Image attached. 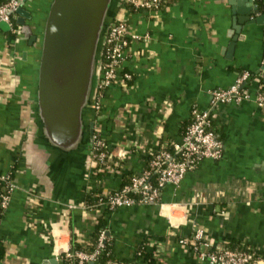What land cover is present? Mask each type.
Listing matches in <instances>:
<instances>
[{
  "label": "crops",
  "instance_id": "0c3cea01",
  "mask_svg": "<svg viewBox=\"0 0 264 264\" xmlns=\"http://www.w3.org/2000/svg\"><path fill=\"white\" fill-rule=\"evenodd\" d=\"M48 2H24L31 15L25 22L38 37ZM241 2L169 0L153 10L114 3L111 14L144 38L132 44L124 62L134 74L131 86L109 87L103 97L99 126L116 162L100 174L91 168L88 150L64 151L43 137L35 110L38 45L28 43L18 12L16 33L0 27V171L13 170L16 182L0 224V264H64L55 254L73 235L82 245L94 237L100 211L85 204L88 191L117 189L126 174L142 172L153 147L181 141L192 107L209 106L210 89L228 87L241 68L259 70L264 24H247L234 55L227 56L233 9ZM213 119L225 141L223 155L202 159L179 185L166 184L164 208L138 202L107 213L118 258L208 264L179 242L199 226L213 243L246 240L264 258V108L254 100L220 103ZM142 243L153 262L138 255Z\"/></svg>",
  "mask_w": 264,
  "mask_h": 264
},
{
  "label": "built area",
  "instance_id": "2783aa9c",
  "mask_svg": "<svg viewBox=\"0 0 264 264\" xmlns=\"http://www.w3.org/2000/svg\"><path fill=\"white\" fill-rule=\"evenodd\" d=\"M26 0H6L0 3V21L4 20L11 26V31H18L15 27L12 15L17 13L19 6ZM132 5L134 8H145L148 10L159 9L169 0H121ZM257 4V0H252ZM143 35L132 29L123 18H117L107 28L106 42L103 52V61L98 67V78H100V92L96 101L97 109L103 107L104 88L112 85H119L129 88L134 81V74L125 68L124 62L130 54V47L134 42L142 40ZM260 76H252L248 69L239 72L238 76L228 87H214L209 90V106L201 108L193 106L191 110V122L188 124L182 139L175 143V149L180 153L173 154L171 150L161 149L155 153L150 160V168L144 169L132 176L131 180L121 188L116 189L113 194H108L106 200L99 206L100 214L106 205L115 209L119 206H129L134 203L158 204L164 208L167 204L162 201L163 187L172 183L179 185L185 174L196 167L204 158L218 159L223 155L225 141L214 125L213 109L220 103H241L246 100H254L259 107L264 108V45L261 56V67L257 70ZM131 81V82H130ZM114 157L110 151L107 139L103 135L100 126L98 127L93 141V149L90 155L91 168L97 169L99 162L107 157ZM108 165V164H107ZM158 174L157 180L152 181V172ZM0 182H5L6 187L1 195L0 207L5 210L16 187V182L11 170L0 171ZM137 193L139 197L134 194ZM169 204V203H168ZM176 203H170L173 207ZM71 206H73L71 204ZM174 210V209H173ZM171 225L178 227V222L171 220ZM0 218V224H1ZM107 231H103L98 243L99 247L104 246V239ZM176 234V231H175ZM179 242L189 244L202 259L208 264H264V258L254 252L245 251L239 248L224 246L222 243H213L206 235L202 226L195 229L191 237L181 236ZM99 249L94 251L73 250L72 243L67 244L63 250L55 255L64 264H71L77 259L83 264L86 261H93ZM109 264H133L128 261L109 260Z\"/></svg>",
  "mask_w": 264,
  "mask_h": 264
},
{
  "label": "water",
  "instance_id": "95a60500",
  "mask_svg": "<svg viewBox=\"0 0 264 264\" xmlns=\"http://www.w3.org/2000/svg\"><path fill=\"white\" fill-rule=\"evenodd\" d=\"M233 9L227 56H233L247 24H264L258 4L243 0ZM117 0H49L41 35L25 21L31 17L22 3L17 12L22 31L33 45L39 42L35 110L43 137L61 150L80 146L86 122L84 105L96 71V50ZM255 14V15H254ZM0 27L11 29L1 20Z\"/></svg>",
  "mask_w": 264,
  "mask_h": 264
},
{
  "label": "trees",
  "instance_id": "16d2710c",
  "mask_svg": "<svg viewBox=\"0 0 264 264\" xmlns=\"http://www.w3.org/2000/svg\"><path fill=\"white\" fill-rule=\"evenodd\" d=\"M6 0H0V3L4 2ZM257 4L259 7V11L264 13V0H257ZM14 15V14H13ZM12 15V19L14 21V25L15 27H18L17 22H15L14 20V15ZM14 33H16L14 31ZM264 33V32H263ZM126 68V67H125ZM128 68H126L127 70ZM244 69H248V68H241L239 72H242ZM252 76H260L258 74L257 71L252 70V69H248ZM131 82V81H130ZM112 86H119V85H112ZM110 86V87H112ZM109 87L104 88L103 91L106 94V91ZM191 122V117L190 119L184 123L182 125V129H181V133L183 135V133L185 132L188 124ZM219 132V131H218ZM221 135V134H220ZM221 137L223 138V136L221 135ZM175 143L176 141H169L168 144L164 145L162 143H159L158 146L153 147L150 151L149 154L147 155L146 158V165L144 167V169H149L150 168V160L151 158L154 156L155 153L159 152L161 149H168L171 150L173 152V154L179 155V151L177 149H175ZM114 162H116L115 157H107L104 161L99 162L98 167L96 169L97 174H100L102 171L100 169H104L105 166L107 164H113ZM143 169V170H144ZM142 170V171H143ZM12 171V174L14 176V171ZM137 173L135 172H129L128 174H126L124 176V181L122 183V185L119 187L121 188L124 184L128 183L132 176L135 175ZM152 181L155 182L157 180V176L158 174L156 172H152ZM4 187H6V183L5 182H0V201H1V195L2 192L5 190ZM118 189V188H117ZM116 189H111L109 190L107 193L108 194H113V192ZM108 194H105L104 192H101V190L98 191H88L87 197H86V201L85 204L87 206H96L99 207L100 203L104 200L107 199ZM136 197H139V195L137 193L134 194ZM225 205L224 203H222V206ZM113 208H111L109 205H106L103 208L102 213L98 216L96 222H95V231H94V237L92 238L91 242L88 243L87 245H82L81 243L76 241V237L75 235L72 236V248L73 250H85V251H94L96 249H99V252L97 253L96 258L93 260L95 263L94 264H109V260H121V261H125V259L123 258H118L115 254V251L113 249V238L111 237V235L109 233H107L106 238L104 239V246L103 247H99L98 243L100 241V236L102 234L103 231H107L108 230V225H107V213H109L110 211H112ZM4 215V210L3 208L0 207V218L2 219ZM224 246L227 247H231V248H239L245 251H251L254 252L256 255H259L256 246L254 244H252L249 241L246 240H240V239H236V238H232V237H225L223 239V241L221 242ZM5 254V248L2 245V243L0 242V258H2ZM138 255L141 257H145L147 259H149L150 261H154L155 258L152 254V252H150L149 250H147L146 246L144 245V243L140 244L138 247ZM74 260L72 261L71 264H81L79 263V261H77V259L73 258ZM83 264H92L90 261H86Z\"/></svg>",
  "mask_w": 264,
  "mask_h": 264
},
{
  "label": "flooded vegetation",
  "instance_id": "af4514ba",
  "mask_svg": "<svg viewBox=\"0 0 264 264\" xmlns=\"http://www.w3.org/2000/svg\"><path fill=\"white\" fill-rule=\"evenodd\" d=\"M259 13H263V12H259ZM107 18H108L106 24L107 26L105 30H103L101 33L96 50V58H95L96 71L98 70L100 63L103 61V52L106 42L107 28H109L111 23H113L117 19V15L116 13H113L110 14ZM40 35H41V31H40ZM36 44L39 46V42H36ZM99 92H100V78H98V74L95 72L94 79L92 81L90 90L88 92L87 103L83 106L84 107L83 116L86 122V126H85L86 130H84L83 136L81 138L82 140L80 146H78V149L88 150L86 155L87 158H90V155L92 153L94 135L99 127V122L102 119V113H101L102 108L99 110L96 107V101Z\"/></svg>",
  "mask_w": 264,
  "mask_h": 264
},
{
  "label": "rangeland",
  "instance_id": "374dc122",
  "mask_svg": "<svg viewBox=\"0 0 264 264\" xmlns=\"http://www.w3.org/2000/svg\"><path fill=\"white\" fill-rule=\"evenodd\" d=\"M262 27H263V24H262Z\"/></svg>",
  "mask_w": 264,
  "mask_h": 264
}]
</instances>
